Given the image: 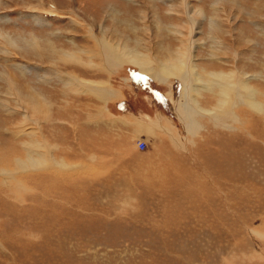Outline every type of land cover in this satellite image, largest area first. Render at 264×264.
I'll list each match as a JSON object with an SVG mask.
<instances>
[{"label": "rangeland", "instance_id": "1", "mask_svg": "<svg viewBox=\"0 0 264 264\" xmlns=\"http://www.w3.org/2000/svg\"><path fill=\"white\" fill-rule=\"evenodd\" d=\"M262 91L264 0H0V264H264Z\"/></svg>", "mask_w": 264, "mask_h": 264}, {"label": "crops", "instance_id": "2", "mask_svg": "<svg viewBox=\"0 0 264 264\" xmlns=\"http://www.w3.org/2000/svg\"><path fill=\"white\" fill-rule=\"evenodd\" d=\"M161 93H163V92H161ZM145 95H142V93L140 94L137 91H134L133 93H130V97L128 96V98H127L125 96L124 98H122L124 95L123 96L121 94L115 95V93H114V96H115L114 102H116L115 103L116 105L113 107L114 109H112V113L110 111L109 112H110V115L113 116V118H114L113 121L115 123L117 122V124H118L117 127L121 124V120H123L124 118H127V117H129V118L135 117L136 119H138V115H139L140 121L143 118H145L144 117L145 115H148L149 118L151 117V115L149 113V109H151L150 107L153 104H151L149 102V100L147 99V98L150 99V97L145 96ZM112 97L113 96H110V98H108V99H111ZM160 97H161V95H160ZM129 98L131 100H129ZM145 103H147L149 109H147V106ZM160 109L165 110V106L162 108H159V110L157 108H156V110L154 109L155 114H154L153 118H157L158 114L159 115L163 114ZM145 120H149V119L145 118ZM118 121H120V122H118ZM147 122H149V121H147ZM142 128H143V121H141L139 127H135V130H134V127L132 128L133 129L132 130V136L135 137V136L143 133L144 129H142Z\"/></svg>", "mask_w": 264, "mask_h": 264}, {"label": "bare ground", "instance_id": "3", "mask_svg": "<svg viewBox=\"0 0 264 264\" xmlns=\"http://www.w3.org/2000/svg\"><path fill=\"white\" fill-rule=\"evenodd\" d=\"M110 52H111V50L109 49V48H106V47H102V53L105 55V56H107L108 54H110ZM116 60V61H115ZM114 62H116V64L117 63H119V60L118 59H111V61H110V63H109V66L110 65H112ZM223 74H224V72H223ZM224 77H226V75H224L223 76V78ZM224 81V89H226V87H227V85H229L230 84V81L229 80H223ZM254 92H256L253 88H251ZM95 90H97V89H95ZM234 90H236L237 91V88H236V86H234L233 88H232V92L231 93H229L228 94V96L229 95H232V94H235L234 93ZM248 92L251 94V91L250 90H248ZM258 94V93H257ZM259 95H264V91H262ZM186 97H187V94H186ZM227 98V97H226ZM225 97H224V100L226 99ZM227 102V101H226ZM226 102H222V110H221V115H222V117H226V115H230V113L229 112H227V110H226V106H228L227 105V103ZM257 102H264V101H260V100H257V99H255V101H254V103L252 104V106H254L255 105V103H257ZM190 103L189 102H187L186 101V103H184V105H178L177 107H176V109L174 110V111H176L177 110V113H178V115H179V118H180V120H181V122H182V125L183 124H187V126H188V129H190V127H191V123H189V121H188V116H190L191 114H192V108H191V106L192 105H189ZM185 105L187 106V105H189V106H187V107H185ZM231 107H232V105H231ZM225 110H226V112H225ZM184 120H186V122L184 121Z\"/></svg>", "mask_w": 264, "mask_h": 264}, {"label": "built area", "instance_id": "4", "mask_svg": "<svg viewBox=\"0 0 264 264\" xmlns=\"http://www.w3.org/2000/svg\"><path fill=\"white\" fill-rule=\"evenodd\" d=\"M144 148V143H141V149Z\"/></svg>", "mask_w": 264, "mask_h": 264}, {"label": "water", "instance_id": "5", "mask_svg": "<svg viewBox=\"0 0 264 264\" xmlns=\"http://www.w3.org/2000/svg\"><path fill=\"white\" fill-rule=\"evenodd\" d=\"M140 78V77H139Z\"/></svg>", "mask_w": 264, "mask_h": 264}]
</instances>
